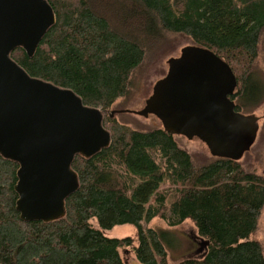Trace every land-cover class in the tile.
<instances>
[{
    "label": "trees",
    "instance_id": "trees-1",
    "mask_svg": "<svg viewBox=\"0 0 264 264\" xmlns=\"http://www.w3.org/2000/svg\"><path fill=\"white\" fill-rule=\"evenodd\" d=\"M48 1L55 25L32 57L22 47L11 56L32 77L100 108L111 143L92 157H75L79 189L67 198L65 216L51 222L21 219L20 165L0 154V264H127L124 249L142 264H172L169 232L149 226L155 218L170 229L190 220L197 229V252L174 264H264L256 237L264 174L228 158L198 164L163 127L136 129L106 114L129 94L134 73L167 43L168 32L191 37L230 64L238 111L258 107L264 0ZM125 224L136 228L134 236L104 233ZM202 240L210 243L198 252Z\"/></svg>",
    "mask_w": 264,
    "mask_h": 264
},
{
    "label": "water",
    "instance_id": "water-1",
    "mask_svg": "<svg viewBox=\"0 0 264 264\" xmlns=\"http://www.w3.org/2000/svg\"><path fill=\"white\" fill-rule=\"evenodd\" d=\"M56 23L48 0H0V154L17 162V210L23 221L51 222L66 214V200L80 186L72 164L111 143L104 112L70 88L32 77L11 53L32 57ZM167 74L139 111L156 116L177 136L199 138L217 158L241 161L255 144L261 116L237 110L238 87L230 64L213 50L191 44L168 60ZM202 240L200 252L209 245Z\"/></svg>",
    "mask_w": 264,
    "mask_h": 264
},
{
    "label": "rangeland",
    "instance_id": "rangeland-1",
    "mask_svg": "<svg viewBox=\"0 0 264 264\" xmlns=\"http://www.w3.org/2000/svg\"><path fill=\"white\" fill-rule=\"evenodd\" d=\"M166 38L167 43L156 48V51L151 53L145 63L134 73L132 88L129 94L113 104L106 111L107 115H110L112 110L139 111L144 108L146 100L153 93L155 83L167 74L169 69L168 60L171 57L179 56L183 47L194 44L193 39L184 34L168 32ZM257 67L256 76L264 82V35L260 45ZM242 113H254L257 116H261L262 119L259 122L260 130L257 140L251 150L241 159V162L247 168L255 170L258 174H264V97L258 107L252 109L250 112L243 110ZM115 117L121 123H126L136 129L147 130L163 127L161 121L154 115L143 117L134 112H121L116 114ZM175 138L181 147L192 154L198 164L208 163L215 159L207 145L199 138L188 139L180 135H177ZM92 223L96 228H100L96 219H93ZM149 226L158 231L169 232V235L165 239V244L169 252V261L172 264L179 261L189 251V253L197 252L199 248V242L196 240L198 232L194 223L190 220L176 228L170 229L162 219L155 218L150 222ZM135 232L136 228L129 224L117 225L112 229L104 231L105 235L111 238L134 236ZM256 237L264 248V208L259 219ZM122 256L127 264H142L131 249L122 250Z\"/></svg>",
    "mask_w": 264,
    "mask_h": 264
}]
</instances>
